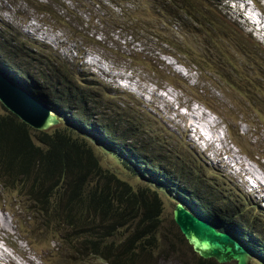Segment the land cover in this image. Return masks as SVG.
<instances>
[{
	"label": "trees",
	"instance_id": "1",
	"mask_svg": "<svg viewBox=\"0 0 264 264\" xmlns=\"http://www.w3.org/2000/svg\"><path fill=\"white\" fill-rule=\"evenodd\" d=\"M6 1L12 7L19 1L33 6L41 22L68 31L84 42L86 49H106L105 44L102 46L90 36L95 28L104 36V43H111L117 36L129 44L154 46L161 55L178 51L189 57L166 33L179 25L183 36V30L192 32V25L202 29L210 23L202 20L193 0H151L154 11H142L140 0H46L45 4ZM81 9L88 10L87 22L78 15ZM75 20L80 30L73 28ZM23 24L0 18V63L21 77L27 89L49 99L53 110L66 117L65 122L55 119L50 131H35L7 111L0 115V185L28 199L35 214L40 213L44 221L53 218L60 234H70L67 238L63 234L62 239L70 244L69 261L150 262L163 222L161 195L166 192H176L179 202L198 210L220 231H224L222 225L230 227L228 218L242 216L244 208L240 207L247 200L236 204L224 191H208L203 185L209 179L208 168L196 164L194 152L173 148L157 128L158 122L141 113L140 105L129 93L85 71L82 60L63 58L26 36ZM252 43L256 48L251 52L252 63L260 68L257 77L264 90V46ZM74 53L84 55L80 50ZM196 65L202 67L197 62ZM67 116L71 119L67 120ZM60 122L62 128L57 126ZM81 128L86 133H81ZM101 138L110 142L108 145L124 149L129 160L121 159V164L135 177L140 179V169L146 168L170 184L164 187L159 181L155 187L148 180L143 182V189L135 190L100 165L88 140L98 145ZM238 221L245 233L240 237L250 239L249 248L264 261V233L255 234L258 242L252 240L250 231L255 222ZM170 223L176 228L173 221ZM189 251L195 256L192 264H218Z\"/></svg>",
	"mask_w": 264,
	"mask_h": 264
},
{
	"label": "rangeland",
	"instance_id": "2",
	"mask_svg": "<svg viewBox=\"0 0 264 264\" xmlns=\"http://www.w3.org/2000/svg\"><path fill=\"white\" fill-rule=\"evenodd\" d=\"M255 1L254 5L262 17L255 11L250 0H205L202 3L201 0H193L202 20L208 19L210 22L206 28L199 29L187 23L192 31L190 33L183 30L182 36L179 25L166 33L179 51L188 54L189 57L180 55L181 62L187 68L178 65L177 60L171 56H157V48L154 46L143 48L138 43L129 44L117 36L112 37L111 43H104V36L95 28L91 29V35L96 36L97 41L102 40L101 44H105L106 49H85L84 56L86 69L95 71L96 76L101 79L106 78L108 85L116 84V88L131 93L132 98L148 108L142 107L141 113L154 122L161 120L160 124L174 134L181 144L179 149L187 148L198 155L196 164L209 168V179L203 182L208 191H224L234 201L238 200V196L248 200L246 215L237 218L243 223L255 222L254 232L250 231L253 239L257 238V234L264 233V201H261V197L264 198V98L261 95L264 90L257 77L260 68L245 60L252 59L251 52L256 51L251 46L252 41L264 46V24H258L260 19L264 22V0ZM140 2L142 11H154L152 7L155 5L151 0ZM17 9L19 12L14 11L5 0H0V16L9 22L19 19V15L29 13L31 22L24 30L28 36H35L39 41L48 43L63 56L73 55V51L79 48V43L65 41L67 33L63 29H52L40 23L39 15L29 12L25 3H18ZM88 14L87 9L78 12L85 22ZM255 21L257 29L255 25H251ZM72 26L76 30L81 29L78 20ZM196 62L207 71L200 70ZM191 108L214 121L213 132L216 135H220L218 130H223L225 138L221 140L222 147L216 144L205 147V144L195 141L193 134L192 137L188 136L184 118L191 114L188 113ZM5 110L0 103V114H5ZM65 117L62 112L56 116L63 122ZM70 119L67 116V120ZM201 121L204 122L203 119ZM200 124L202 125L201 122ZM57 126L62 128L63 125L58 123ZM81 133L86 131L82 130ZM102 140L101 138L99 146L88 140L101 166L117 173L135 190L139 187L143 189V179L148 178L138 179L124 168L121 159L129 160L124 149L108 145L110 142ZM219 147V151H216L215 148ZM221 150H227V155ZM234 160L241 162V165ZM146 175L152 176L149 172ZM245 180L255 184L253 191ZM257 182L262 186H259L260 189ZM174 196L175 192L161 195L164 213L157 247L152 250L150 262L137 264H192L195 260V256L189 251L192 250L191 247L170 223L177 195ZM0 208L12 219V229L6 233L7 243H0L3 247H0V264H77L64 259L71 252L69 242L62 240L63 234L66 238L70 234H60L53 218L48 217L46 222L41 219L40 213H37L38 219L34 217L35 212L28 199L0 187ZM231 218L233 217L226 220L230 227L222 225L224 231L231 235L244 233L243 230L235 229L239 227L238 219ZM4 233L5 230L1 235ZM250 264L264 263L252 256Z\"/></svg>",
	"mask_w": 264,
	"mask_h": 264
},
{
	"label": "water",
	"instance_id": "3",
	"mask_svg": "<svg viewBox=\"0 0 264 264\" xmlns=\"http://www.w3.org/2000/svg\"><path fill=\"white\" fill-rule=\"evenodd\" d=\"M0 100L34 130L47 131L54 125L51 109L1 71ZM173 221L201 259L213 258L218 264L228 261L249 264L250 253L239 242L231 235L217 232L205 219L193 216L181 204L175 206Z\"/></svg>",
	"mask_w": 264,
	"mask_h": 264
},
{
	"label": "clouds",
	"instance_id": "4",
	"mask_svg": "<svg viewBox=\"0 0 264 264\" xmlns=\"http://www.w3.org/2000/svg\"><path fill=\"white\" fill-rule=\"evenodd\" d=\"M44 2H39L38 0H34V2H38V3H47V1L46 0H43ZM5 2L8 4V2L5 0ZM23 1H19V2H17L16 4H15V7H12V6H10L9 4V6L14 10V11H17V12H19V10L17 9V5H18V3H22ZM23 3H25V2H23ZM250 3L254 6V9H255V11L261 16L262 14L259 12V9L258 8H256L255 7V5H254V3H256V1L255 0H250ZM25 5L27 6V8H28V10H29V12H33V13H36L34 10H33V8H31V7H33V6H30V5H28V4H26L25 3ZM32 5H35V4H32ZM51 6H54L53 5V3L51 2ZM37 14V13H36ZM262 17V16H261ZM0 18L2 19V20H4L5 22H9V21H7V20H5V19H3L1 16H0ZM19 19H12L10 22H13V23H15L16 25H22L23 23V25H24V30L29 26V24H30V22H31V18L29 17V13H26V14H22V15H19V17H18ZM41 19H42V17L39 15V19H38V21L40 22V23H42L44 26H48V27H50V28H52V29H57V28H59V27H54V26H49L47 23H43V22H41ZM263 19H264V17H263ZM254 25H255V28L257 29V22L255 21V22H252ZM264 24V22L260 19V21H259V23L258 24ZM61 29V28H60ZM23 30V33L26 35V36H28L26 33H25V31ZM65 31V30H64ZM67 34H66V37H65V41H69V40H72V42H75V43H79L80 45H79V48L78 49H75L74 51H73V55H68V56H63L62 54H60V52L58 51V50H55V49H53V47L52 46H50L48 43H45V42H41V41H39L38 39H37V37H35V36H28V37H31V38H35V39H37L38 41H39V43L40 44H44V45H46V46H48V47H50L53 51H55V52H57L59 55H61L63 58H66V59H76L77 61H80V60H82V63L84 64V56L86 55V51H85V49H86V47H84L85 46V43L84 42H82V41H80V40H78L77 38H75L74 36H71L69 33H68V31H65ZM90 36H93V38H94V40H96L95 38H96V36H94V35H91L90 34ZM251 39V38H250ZM97 41V40H96ZM98 42H101L102 43V40H100V41H98ZM103 42H104V39H103ZM254 42V41H253ZM148 46H151V45H147V46H142L143 48H147ZM89 48H93V46H89L87 49H89ZM77 50H80V51H84V55L83 56H79L78 54L76 55L74 52L75 51H77ZM179 50V49H178ZM156 52H158V50L156 51ZM161 52H158V55L157 56H160L161 58L162 57H166V56H171V57H173V58H175L176 60H177V64L178 65H180V66H183L184 68H187L182 62H181V56H180V54L178 53V51H177V53L176 54H174V53H171V52H169L167 55H161L160 54ZM177 56H179V58L177 59ZM157 59H158V57H156ZM249 64H251V65H253V63H252V59L251 58H249V60H247V59H245ZM79 63V62H78ZM197 67L200 69V70H203V71H207V70H205L203 67H200L199 65H197ZM146 68H147V66H146ZM84 69H85V71H87V72H90V73H92V74H94L95 76H96V73H95V71H90V70H88V69H86V66L84 65ZM145 70V69H144ZM0 71L1 72H3L4 74H6V76L7 77H9L11 80H13L14 81V83H16L18 86H20L22 89H24L25 91H27L30 95H32L33 97H35V98H37V99H39L40 101H42L45 105H47L50 109H51V111H52V113H53V118L54 119H57L56 118V116H58L59 115V112H57V111H54L53 110V107H52V103L50 102V100L49 99H47L45 96H43V95H40V94H36V93H34L33 91H31V90H29V89H27L28 87H26V85H24L21 81H23L22 80V78L21 77H19V76H17L16 74H12V72L11 71H8L7 69H5L4 68V66H3V64L2 63H0ZM146 72V71H145ZM99 78V77H98ZM99 79H101V78H99ZM101 80H103L106 84H108V82H107V79L106 78H102ZM178 81V83H180V80H177ZM112 88H116V84H112V85H110ZM119 89V88H118ZM119 91L120 92H125V93H129V92H126V91H124V90H121V89H119ZM130 95H131V98L133 97L132 96V94L131 93H129ZM135 102H136V104H138V105H140V107H141V109H142V107L143 108H145V109H148V108H146V106H144V103H138L134 98H132ZM0 103L6 108V110H5V112L7 111V112H9V113H11V114H13V115H15L17 118H19L16 114H14V112L12 111V110H10L9 108H7L3 103H2V101L0 100ZM207 110H210V109H208L207 108ZM198 112V111H197ZM199 113V112H198ZM151 114V113H150ZM199 114H202V113H199ZM0 115H3V114H0ZM19 120H21L20 118H19ZM212 120V119H211ZM24 123V122H23ZM61 123V122H60ZM161 123V120H159L158 121V125H157V128L165 135V137L167 138V141H169V143L171 144V146L172 145H174L177 149H179V146L181 145L179 142H178V140H177V138L174 136V134L173 133H170L168 130H166V128L163 126V125H161L160 124ZM244 123H246L247 124V122L246 121H244ZM62 124V123H61ZM214 125V127H215V124H213ZM55 126L53 125L52 126V129L54 128ZM224 127V126H223ZM31 128V127H30ZM225 128V127H224ZM34 130V129H33ZM51 130V129H50ZM49 130V131H50ZM82 130H84L85 131V129L83 128ZM81 130V131H82ZM35 131H37V130H35ZM219 132H220V135H217L219 138H220V140H222L223 138H225V136H224V134H223V130H218ZM203 133L204 134H206V131H203ZM224 136V137H223ZM185 138V137H184ZM230 143V142H229ZM214 144H216V145H221V143L220 142H215ZM230 146H231V143H230ZM173 147V146H172ZM206 147V146H205ZM221 147H222V145H221ZM221 147H219V148H217L216 150H218L219 151V149L221 148ZM174 148V147H173ZM179 150H181V151H188V152H191L192 150H188L187 148L186 149H179ZM206 150V149H205ZM222 151V153L224 154V155H227V150H221ZM193 152V151H192ZM195 154V153H194ZM195 156L198 158V155H196L195 154ZM99 160V159H98ZM198 160V159H197ZM200 161V160H199ZM100 162V161H99ZM101 165V164H100ZM208 168V167H207ZM105 169V168H104ZM209 169V168H208ZM106 170H108V169H106ZM110 171V170H109ZM110 172H112V171H110ZM151 173V175L152 176H150V177H148L147 175H146V173ZM112 173H114V172H112ZM143 173H145V174H143ZM114 174H116L117 176H118V174L117 173H114ZM140 176H141V178L140 179H143V177H147L148 179H143V181H145V182H147L148 180H150L152 183H153V186H155V187H158L157 185L159 184V181H161V186H164V185H167V184H170V182L167 180V179H165V180H163V178H160V177H158L157 175H155L154 173H152V172H150L149 170H147L146 168H141L140 169V174H139ZM119 177V176H118ZM120 178V177H119ZM137 178V177H136ZM121 179V178H120ZM122 180V179H121ZM149 182V181H148ZM154 182H156V183H154ZM245 182H247L249 185H251V186H255V184H253V183H250L248 180H245ZM0 187L3 189V190H10V189H8V188H5L4 186H2V185H0ZM154 190V189H153ZM10 191H12V190H10ZM13 192H16V191H13ZM17 193V192H16ZM170 193H172V192H169V194ZM17 195L18 196H20L21 197V195H19V193H17ZM164 196L166 195V194H163ZM177 195V196H176ZM176 196V197H175ZM175 200H174V202H175V206L177 205V204H181L187 211H189L193 216H195V217H201V218H203V219H205L212 227H214L215 228V230L217 231V232H219V233H222V234H228V233H226V231H220L218 228H217V226L213 223V221H211L210 219H208L207 217H205V216H202L201 214H199L198 213V210H196L195 211V209L194 208H190V209H188V205L187 204H184V203H182V202H179V196H178V194L175 192ZM263 196V195H262ZM241 200H247L246 198H243V197H239L238 196V200L236 201H234V202H236V204H238V201H241ZM247 206H249V202H248V200H247V203H245L244 205H242V207H240V208H244L243 210V214H242V216H244V215H246V211H248V209H247ZM164 207V206H163ZM174 209H175V207H174ZM253 210V208H251L250 209V211H252ZM174 211V210H173ZM33 215V214H32ZM34 216V215H33ZM37 216V214H35V216L34 217H36ZM37 218V217H36ZM234 218V217H233ZM235 218H237V217H235ZM38 219V218H37ZM2 221H4L5 223H7L9 226H10V229L8 230L7 228H6V226L3 224V222ZM172 221H173V216H172ZM174 222V221H173ZM175 224V223H174ZM175 226H176V228L178 229V227H177V225L175 224ZM0 228H2L3 230H5V233L4 234H2V235H0V243L1 244H6L7 243V236H6V233H9L10 231H11V229H12V219L8 216V214L7 213H5L4 211H3V209L2 208H0ZM233 228H235V227H233ZM235 229H240V230H242L240 227H238V228H235ZM178 231H179V229H178ZM179 233H180V231H179ZM245 233H242V234H240V233H238V234H235V235H231V234H228V235H231L237 242H239L243 247H244V249H246L249 253H252V254H250V259H251V257L253 256V257H258L263 263H264V261L262 260V256H260L259 255V253L257 252V251H253L252 249H250L249 248V245H248V240H250V239H245V238H242V237H240V235H244ZM180 235H182L181 233H180ZM183 237V236H182ZM257 237V236H256ZM184 238V237H183ZM251 239L252 240H257V238L256 239H253V237L251 236ZM185 240V239H184ZM186 241V240H185ZM187 242V241H186ZM190 246V245H189ZM0 247L3 249V247L0 245ZM191 247V246H190ZM191 249H192V247H191ZM56 250H59V248H57ZM191 251H193V250H191ZM194 253V252H193ZM197 257H199L196 253H194ZM200 258V257H199ZM64 259L65 260H67V261H69V257H68V253H67V255L64 257ZM250 259H249V264H250ZM204 260V259H203ZM207 260H214L215 261V259H213V258H210V259H207ZM103 263V262H101V261H90V262H88V263H84V262H81L80 264H96V263ZM216 262V261H215ZM231 262H235V261H228V262H225V263H223V264H228V263H231ZM217 263V262H216ZM78 264V263H77ZM235 264H236V262H235Z\"/></svg>",
	"mask_w": 264,
	"mask_h": 264
},
{
	"label": "bare ground",
	"instance_id": "5",
	"mask_svg": "<svg viewBox=\"0 0 264 264\" xmlns=\"http://www.w3.org/2000/svg\"><path fill=\"white\" fill-rule=\"evenodd\" d=\"M251 25H253L254 26V24H251ZM189 112H191V114L190 115H186V118H184V116H183V118L186 120V131H187V133L189 134L188 136L189 137H192L191 136V134H193L194 135V137L196 138V140L195 141H197V142H199V143H201V145L202 144H205V146L206 147H208V146H211L212 144H214L215 142H222L221 140H220V138L216 135V133H214L213 132V130H214V121L213 120H211L208 116H204L203 114H199L197 111H196V109H189V111H188V113ZM197 116H200L199 118L197 117ZM201 119H203L204 120V122H202L201 121ZM200 122L202 123V125L200 124ZM210 125V126H209ZM208 129H209V131L211 130V132H209L208 131ZM203 131H206V134H204L203 133ZM217 131V130H216ZM207 132H208V134H207ZM221 145H222V143H221ZM215 149H217V148H215ZM216 151H218V150H216ZM218 153V152H217ZM232 158V157H231ZM235 161V160H234ZM236 162V164H238V165H241V162H239V161H235ZM227 165V164H226ZM231 167V166H230ZM234 168V167H233ZM245 169V168H244ZM249 176H250V174H249ZM258 183V182H257ZM256 183V184H257ZM248 186L251 188V190L253 189V186H251V185H249L248 184ZM259 186H260V183H258V188H259ZM255 187V186H254ZM260 187H262V186H260ZM264 188V187H263ZM260 189V188H259ZM258 190V189H257ZM253 191V190H252ZM257 192V191H256ZM255 194V193H254ZM256 195V194H255ZM261 201H264V198L263 197H261ZM3 222V224L6 226V228L8 229V228H10V226L9 225H6V223L4 222V221H2ZM7 226H9V227H7ZM9 230V229H8ZM4 232V230L2 229V228H0V235H1V233H3ZM250 254H252V253H250Z\"/></svg>",
	"mask_w": 264,
	"mask_h": 264
}]
</instances>
